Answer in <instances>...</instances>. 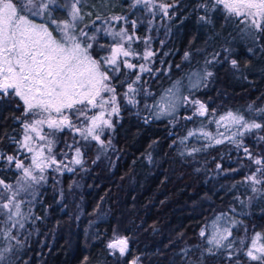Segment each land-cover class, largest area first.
Returning a JSON list of instances; mask_svg holds the SVG:
<instances>
[{
    "label": "trees",
    "instance_id": "16d2710c",
    "mask_svg": "<svg viewBox=\"0 0 264 264\" xmlns=\"http://www.w3.org/2000/svg\"><path fill=\"white\" fill-rule=\"evenodd\" d=\"M208 1L176 0L169 19L158 12L153 17L142 5L132 8L133 0H100L102 5L93 14L95 22L112 16L136 20L135 35L140 39L132 47L141 54L146 47L144 38L151 37L148 47L155 53L149 63L152 72L141 74L135 85L139 89L136 105L128 104L123 93L138 69L121 66V72L113 77L120 112L112 117L114 128L102 137L111 139L112 146L106 151L96 142L86 148L81 142L83 165H72L73 152L67 159L59 153L68 151L73 133L65 130L57 134L53 149L57 160H65L74 171H46L47 179L38 186L35 202L23 207L24 212L31 208V218L24 229H12L19 245L0 236V249L13 246L8 254L12 264H129L136 256L140 264H257L245 255L255 233L264 234V183L253 185L245 179L256 166L228 141L192 156L187 155L186 146L203 147L210 141L194 136L180 142L191 130H197V136L201 128L215 135L217 126L209 121L229 111L264 123L249 110V105L264 108V34L251 44H239L228 26L229 21L235 23L233 19L220 15L216 25L200 19L213 15ZM205 3L207 9L199 6ZM97 16L102 19L96 20ZM116 26L132 32L130 23L120 21ZM99 43L106 44V40L101 37ZM94 49L95 55L108 51ZM186 52L190 53L187 60ZM232 59L238 67L231 65ZM205 60H212L207 70L213 76L197 89H186L185 94L205 103L209 112L215 109L214 115L186 120L195 108L183 104L173 116L154 118L152 106L164 89L174 81H185L186 74L194 70L202 72ZM131 62L145 63L138 57ZM23 112L18 98L0 99V151L6 155L18 154L12 138H22V124L15 118L23 119ZM225 134L231 135V131ZM256 135H264V131L245 137V143L254 156H264V143H257ZM19 155L24 159L23 152ZM16 175L14 166L7 169L0 161V178L14 183ZM257 178L264 180L259 173ZM221 214L232 220L230 250L208 244L211 223ZM3 219L0 217V229L11 227ZM202 230L204 237L200 236ZM117 237L128 238L125 256L107 248ZM210 247L212 252L207 251ZM228 251L234 253L231 260Z\"/></svg>",
    "mask_w": 264,
    "mask_h": 264
},
{
    "label": "snow or ice",
    "instance_id": "6c2138e0",
    "mask_svg": "<svg viewBox=\"0 0 264 264\" xmlns=\"http://www.w3.org/2000/svg\"><path fill=\"white\" fill-rule=\"evenodd\" d=\"M82 2L83 0H63L61 4L59 0H0V99L8 96L18 98L24 108V118H15L22 124V138L20 140L12 138L17 145L18 154L6 155L0 151V161L5 163L7 169L14 166L17 172L14 183L0 178V217L4 218L5 225H11L0 229V236L8 241H16L17 245L20 242L12 235V229H24L25 222L31 218V208L24 212L23 207L35 202L38 186L47 179L46 171L48 169L58 173L74 171L65 160H57V154L53 151L57 143V134L65 130L73 133L74 140L67 145L68 151L59 153L67 159L68 153L73 152L70 160L72 165H83L84 152L82 147L78 146L81 142L85 148L89 143L96 142L101 150L106 151L112 146L111 139L106 141L102 137L108 130L114 128L112 117L118 116L120 112L116 88L112 84L113 77L121 72V66L128 70L138 69L135 80L127 83V91L123 93L128 104L136 105L138 101L135 97L139 89L135 85L140 82L141 74L152 72L149 63L155 53L148 47L151 37L144 38L146 47L142 54L132 47L134 41L140 39L135 35L137 21H128L124 16H112L105 23L111 21L130 23L132 32L123 26L115 30L113 25L107 28L97 27L93 34L89 35L84 28L78 27L84 20L79 7ZM175 4L176 0L171 3L165 0H133L131 7L142 5L153 17L158 12L162 17L170 19L169 11L175 8ZM199 6L205 9L209 7L206 3ZM211 7L221 9L225 13V19L236 18L244 25L240 29L241 39L255 41L264 34V0H214ZM61 8L67 10V18L61 20L53 18V12ZM37 17L43 18L46 22L37 23ZM101 19L100 16L96 17V20ZM200 19L211 22L205 16ZM148 23L151 25L152 22ZM49 25L55 27L50 30ZM101 32L110 37L112 42L98 45L102 50L108 49L106 55L101 56L97 52L94 56L97 34ZM133 57H138L145 63H132ZM189 58L190 53L186 52L184 59ZM204 63L202 73L186 74L191 89L199 88L213 76V72L207 70V65L211 64L212 60H205ZM231 65L234 68L238 67L237 60L232 59ZM110 72L113 75L110 76ZM181 87V80L175 81L173 87L166 89L160 100L152 106L156 119L175 113L178 102L190 104L195 108L192 115L184 117L186 120L190 121L196 116L214 115L215 109L209 112L208 106L202 101L189 99L187 96L181 97L179 95ZM148 107L145 105V108ZM249 110L264 120V108L254 109L249 105ZM209 123L216 124L215 135L201 128L199 136L197 130H191L181 139L182 144L194 136L210 141L203 147L186 146L187 155L192 156L206 150L207 147L228 141L237 151L242 150L244 157L256 166L255 171L245 179L251 181L253 185L264 183V180L257 178L258 173L264 176V156H254L245 143V137L264 131V123L257 122L256 119L247 120L243 114L232 111L220 115L218 119L210 120ZM221 127L225 129L224 132L219 131ZM228 131H231V135L225 134ZM76 136H79V140L75 139ZM217 136L222 138H216ZM255 139L257 143H264V135H256ZM21 152L25 154L24 159L20 158ZM25 160L28 163H25ZM220 167L218 164L217 168ZM252 190L255 192L257 189L253 187ZM223 218L224 215L221 214L218 220ZM236 223L233 221V224ZM213 228L215 233L208 240V244L217 250L232 249L233 242L229 241V237L232 236L231 228L220 229L216 222L213 223ZM200 236H205L204 230L200 232ZM261 241H264V234L255 233L245 252L249 260L257 264H264V242ZM240 243L243 244V240ZM107 248L112 250L113 254L118 251L121 256H125L129 251L128 238L117 237L107 244ZM12 251L11 244L0 249V264H12L8 260V254ZM207 251L212 252V248ZM233 255L232 251L227 252L229 260ZM129 264H140V257H134Z\"/></svg>",
    "mask_w": 264,
    "mask_h": 264
},
{
    "label": "rangeland",
    "instance_id": "374dc122",
    "mask_svg": "<svg viewBox=\"0 0 264 264\" xmlns=\"http://www.w3.org/2000/svg\"><path fill=\"white\" fill-rule=\"evenodd\" d=\"M59 2H60L61 4H63V0H59ZM208 2H210L211 5H212V4L214 3V0H210V1H208ZM101 5H102V3L100 2V0H99V1H98V0H83L82 4L79 5V7H81V13L84 15V20H83L82 22H80V24L78 25V27H79V28H84L85 31H87V32L89 33V35H92L93 32L95 31V28H97V27H99V28H107V27H112V26L114 25V26H115V30H119V28H120V27L116 26L117 21H113V23H111L112 21H111L110 23H105L104 21H108V20H109V19H107V18H103L100 22L98 21V22H95V24H93V21H94V19H93V14H94L95 10L98 11V9H100ZM211 9H212V7H211ZM93 10H94V11H93ZM212 10H213V15H212L209 19H210L211 22L214 23L213 25H216V24H217V21H219V20L221 19V16H220V15H225V13H224L221 9H219V8H217V9H212ZM214 11H215V12H214ZM88 13H91V15H88ZM53 18H55V19H57V20L66 19V18H67V10L61 8V9H58V10L54 11V12H53ZM232 19H233V21H234L235 23H232L231 21H229V22H228V26H229L230 29L232 30V33L234 32V36H235L236 41H237L239 44H245V43L251 44V43L255 42V41H252V40H249V39H241V38H240V35H241V33H240V29L243 28L244 25H243V24H240L239 21H238V19H236V18H232ZM36 22H37V23H44V22H46V21H45L43 18H41V17H37V18H36ZM236 23H237V24H236ZM204 24H205V25H208L206 21H204ZM85 26H87V27H85ZM49 27H50V30H51V29H53L55 26H54V25H49ZM206 30H207V29H206ZM204 33H207V34H208L209 31H208V32H205V31H204ZM210 33H211V32H210ZM54 35H56L55 32H54ZM97 35H98V41H97V44L94 45V47L96 46V49L98 48V45L100 44V43H99V38H101V37H103V38L106 40V44H111L112 41H111V38H110V37L105 36L102 32L99 33V34H97ZM210 36H211V35H210ZM101 44H103V43H101ZM107 52H108V51H101L99 55H101V56H102V55H106ZM93 55L95 56L94 53H93ZM196 72H200V73H202V72L199 71V70H194V71L191 72V73H196ZM193 79H195V78L193 77ZM174 82H175V81H174ZM174 82H173V83H174ZM173 83H172L170 86H168L166 89H169V88L173 87ZM181 83H182V87L180 88L179 95H180L181 97H184V96H186V94H185V90H186V89H187V90H190V89H191V88H190V81H189V79H188V77H187L186 80H185V81H181ZM166 89H164V91L158 96V98L156 99V101H155L154 104H156L157 101L160 100L161 95L165 92ZM187 97H188V96H187ZM182 105H183V103L178 102V107H177L176 112L173 113V114L170 115V116H173L174 114H176V113L180 110V108L182 107ZM152 114H153V113H152ZM187 115H188V114H187ZM170 116H161L159 119H161V118H167V117H170ZM153 117H154V115H153ZM154 118H155V117H154ZM234 130H235V129H233V131H234ZM220 216H221V215H220ZM220 216H218V217H217V218L211 223V226H210V232H209V238H211L212 235L215 233V229L213 228V223H214V222L217 223V225H218V227H219L220 229H223L224 227H230V226H231V224H232V220H231V218H230L228 215L224 216L223 219H219V220H218V218H219ZM261 242H262V241H261ZM112 252H113V251H112Z\"/></svg>",
    "mask_w": 264,
    "mask_h": 264
}]
</instances>
